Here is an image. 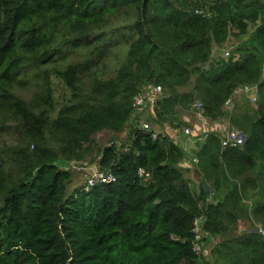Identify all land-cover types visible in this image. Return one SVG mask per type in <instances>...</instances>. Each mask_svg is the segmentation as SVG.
<instances>
[{
	"label": "trees",
	"instance_id": "16d2710c",
	"mask_svg": "<svg viewBox=\"0 0 264 264\" xmlns=\"http://www.w3.org/2000/svg\"><path fill=\"white\" fill-rule=\"evenodd\" d=\"M122 15L131 22L109 34ZM249 26L251 50L212 57L213 46ZM113 47H123L120 66L81 94L86 64ZM69 52L83 60L54 69L73 95L54 117L52 102L36 112L15 95ZM263 76V0H0V129L11 123L19 133L0 149V264H209L196 255L194 221L208 237L222 236L245 217L250 192L259 198L247 213L264 228ZM245 84L257 85L255 108L228 115L244 142L223 148L214 133L200 139L191 164L209 187L195 194L181 173L185 151L150 124L196 101L206 119L220 118ZM146 86L162 88L143 115L150 130L135 125L126 146L98 150V169L114 181L69 193L70 162L83 159L97 133L139 123L131 104ZM255 229L216 243L220 264H264Z\"/></svg>",
	"mask_w": 264,
	"mask_h": 264
},
{
	"label": "rangeland",
	"instance_id": "374dc122",
	"mask_svg": "<svg viewBox=\"0 0 264 264\" xmlns=\"http://www.w3.org/2000/svg\"><path fill=\"white\" fill-rule=\"evenodd\" d=\"M128 22L130 23L131 21L123 15L118 19L111 21L110 25L107 27L108 33L111 34L110 32H116V30L121 29L122 26ZM253 31L254 28L249 26L245 35L233 36L230 34L224 44L220 46H213L212 57L215 59L225 57L224 53L227 50L230 51V55L239 56L240 54H243V52L241 53L236 50L241 47L251 50L252 45L254 46V42L251 40ZM123 52V47H113L112 51L106 55L103 61L100 62L99 58H97L95 59L94 64H86L87 67L84 68V72H82L79 76L80 93H87L90 90L91 82H93L96 78H99V76L100 78L105 79L113 75L122 62ZM85 57L86 56H84V60ZM82 60L83 57L76 56V54L69 52L68 58L64 62L63 66L50 64L46 67V69L42 68L38 76H34L31 81H26L24 83V88L14 90L15 95L25 101L26 104H28L29 107L33 108L36 112L46 110L49 107V102H52L54 112L50 113V118L54 117L56 112L62 106L70 102V99H72L73 96L65 82L53 73L54 69L64 68L69 64L81 62ZM36 73H38V71H36ZM188 89L189 87L183 90L181 89L179 92H185ZM47 94H49L50 101L47 99ZM255 105V103L248 100L247 96H241L233 102L232 106L230 105L225 109V115L214 120L203 119L198 114L195 107L191 105L189 107H178L172 117H169L162 122L157 120L151 122V129L154 132L161 134L162 136L169 137L185 151L187 157L186 159H183L180 165L181 173L195 194H199V189L202 186L206 188L209 187L208 185L206 186L202 184L193 164H191L192 160L195 161V152L200 141L199 137H202L205 130H208L209 128L214 129L218 128V126L220 128L226 126L228 122H230L228 115L239 113V111L244 108H255ZM141 121L143 124L147 123V120L144 118L143 120H140V122ZM139 123L136 124L135 120H132L131 118L127 126L119 133H113L107 130L101 131L92 138L90 143L85 144L83 159L79 161L72 160L70 162V166L68 167V169L73 173V181L69 184L68 192L72 193V191L76 190L78 187L84 185L86 186L88 178L98 169L97 154L101 147L106 146L109 143H114L119 147L123 144L126 146L130 129L135 125L140 127ZM186 128L192 130V136H187L183 133V130ZM197 134H200V136L197 137ZM18 140L19 133L11 123H8L5 127L0 129V149L5 146H12L13 144H16ZM49 143L54 145L52 140H49ZM207 192L209 194L207 197L208 199L211 198V195L213 198L217 196V194H213L210 190H207ZM258 198L259 197L255 192H250L245 202V208H247L245 217L239 220L235 225L231 226L226 233L222 234V236L218 238L208 237L201 231V227L199 225L196 231V255L209 264H220L219 259L212 251L215 244L220 242L221 239H225L257 227L252 222L251 214H248L247 212L253 206V203L251 202H254L256 199L258 200ZM249 202L251 204H249Z\"/></svg>",
	"mask_w": 264,
	"mask_h": 264
},
{
	"label": "built area",
	"instance_id": "2783aa9c",
	"mask_svg": "<svg viewBox=\"0 0 264 264\" xmlns=\"http://www.w3.org/2000/svg\"><path fill=\"white\" fill-rule=\"evenodd\" d=\"M225 57L230 56V51L227 50L224 53ZM264 80V76L262 77ZM162 93V88L160 86H146L142 92L137 94L133 100L131 107L132 109L139 114V122L143 120V115L146 114L147 110H151L155 101L160 97ZM241 96H247L250 102L256 103L257 101V85L256 84H245L238 86L235 88L231 94V96L224 102V108L226 109L228 106H232L233 102L240 98ZM194 107L198 114L203 118L206 119L203 115L202 104L200 101H196L194 103ZM140 128L144 130H150L149 123L143 124L142 121L140 122ZM183 133L187 136H192L193 132L189 128L183 130ZM216 134L220 138V143L223 148L226 147H236L241 145L244 142V136L241 131L235 127H233L229 122L226 126L220 128H209L205 130L202 137H199L200 134H197L199 139L203 138L207 134ZM114 181V177L110 174H105L99 169H97L86 181V187L89 188L91 186L96 185L97 183H110ZM199 223V224H198ZM200 225V220L196 219L194 221V231L196 233L197 227ZM255 231L264 237V228L257 226ZM196 240H197V233H196Z\"/></svg>",
	"mask_w": 264,
	"mask_h": 264
}]
</instances>
